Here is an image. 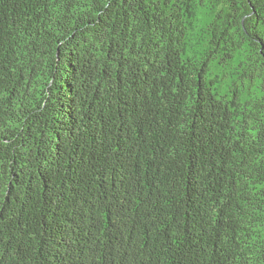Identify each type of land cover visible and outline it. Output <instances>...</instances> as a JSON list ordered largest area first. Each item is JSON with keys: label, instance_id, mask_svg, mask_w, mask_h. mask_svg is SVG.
Wrapping results in <instances>:
<instances>
[{"label": "trees", "instance_id": "1", "mask_svg": "<svg viewBox=\"0 0 264 264\" xmlns=\"http://www.w3.org/2000/svg\"><path fill=\"white\" fill-rule=\"evenodd\" d=\"M0 264H264V0H0Z\"/></svg>", "mask_w": 264, "mask_h": 264}]
</instances>
